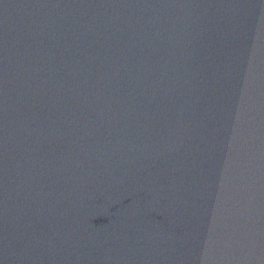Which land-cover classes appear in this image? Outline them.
Masks as SVG:
<instances>
[{
	"label": "water",
	"instance_id": "95a60500",
	"mask_svg": "<svg viewBox=\"0 0 264 264\" xmlns=\"http://www.w3.org/2000/svg\"><path fill=\"white\" fill-rule=\"evenodd\" d=\"M0 264H264V0H0Z\"/></svg>",
	"mask_w": 264,
	"mask_h": 264
}]
</instances>
